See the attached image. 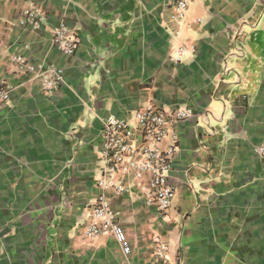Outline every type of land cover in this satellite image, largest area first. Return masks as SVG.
Listing matches in <instances>:
<instances>
[{
    "label": "crops",
    "instance_id": "crops-1",
    "mask_svg": "<svg viewBox=\"0 0 264 264\" xmlns=\"http://www.w3.org/2000/svg\"><path fill=\"white\" fill-rule=\"evenodd\" d=\"M0 0V264H264V0ZM36 4L46 21L19 23ZM79 45L56 49L52 29ZM183 47L180 61L174 59ZM52 64L63 81L44 93L15 55ZM143 102L189 106L169 180L165 216L134 184L113 198L129 245L88 239L102 122ZM171 143H160L166 149ZM166 245L156 255V239Z\"/></svg>",
    "mask_w": 264,
    "mask_h": 264
},
{
    "label": "built area",
    "instance_id": "built-area-1",
    "mask_svg": "<svg viewBox=\"0 0 264 264\" xmlns=\"http://www.w3.org/2000/svg\"><path fill=\"white\" fill-rule=\"evenodd\" d=\"M191 0H173L171 6L182 17ZM46 18L43 11L34 3L25 7L19 23L30 29H37ZM52 43L56 49L66 55L73 54L79 38L68 26L52 29ZM183 47H178L174 59L181 60ZM16 69L36 79L44 93L56 89L63 81L59 70L52 64H41L18 54L14 56ZM9 99V87L0 83V106ZM194 116L189 106L162 107L151 102H143L133 110L128 118L109 115L103 119L101 136V162L99 174L95 179V195L89 199L91 221L85 226L88 239L99 235H111L121 245L124 253H129V245L122 226L118 221L119 211L112 206V200L118 195L129 193L134 184L120 181V175H133L135 186L146 204L153 206L165 216L175 195V186L169 180L173 166V154L178 134L172 127ZM169 138L171 143L166 149L160 143ZM253 151L264 158V140L255 145ZM156 255L165 259L166 245L156 239Z\"/></svg>",
    "mask_w": 264,
    "mask_h": 264
}]
</instances>
